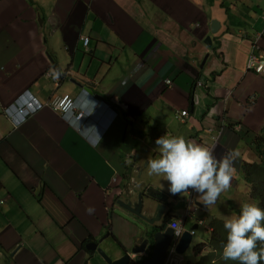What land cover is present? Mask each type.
Masks as SVG:
<instances>
[{
	"label": "crops",
	"instance_id": "1",
	"mask_svg": "<svg viewBox=\"0 0 264 264\" xmlns=\"http://www.w3.org/2000/svg\"><path fill=\"white\" fill-rule=\"evenodd\" d=\"M263 16L264 0H0V264H108L87 249L95 241L114 260L145 261L146 252L132 253L140 227L115 209L134 192L172 196L171 221L187 213L182 194L147 173L166 133L212 146L218 158L237 150L236 173L257 162L264 74L248 71V58L255 42L264 52ZM72 79L114 107L95 101L84 122L46 107L19 128L4 115L27 90L41 103L71 94L88 111L83 101L93 98ZM195 205L186 229L223 219L211 215L207 226L212 207L196 193Z\"/></svg>",
	"mask_w": 264,
	"mask_h": 264
},
{
	"label": "clouds",
	"instance_id": "2",
	"mask_svg": "<svg viewBox=\"0 0 264 264\" xmlns=\"http://www.w3.org/2000/svg\"><path fill=\"white\" fill-rule=\"evenodd\" d=\"M258 40L256 37V41ZM255 47L256 42L252 51ZM256 51L264 53L260 48ZM199 83L202 82H198L199 87L204 86L203 83L201 86ZM25 92H29L34 97L30 91ZM77 101L79 100L77 99ZM95 101L102 103V101L95 98L83 101V104L85 103L88 107V117L90 115L95 117L98 112L99 107L95 106ZM11 104L3 110L4 115L10 121L13 118L6 113V108ZM184 111H187L189 116V111ZM182 112V118L186 117L182 115ZM115 119L116 117H113L108 126ZM68 121L70 122V120ZM214 139L215 142L219 141V139ZM155 145L158 155L154 158H148L147 173L149 176H162L168 182V191L171 195H178L191 190L197 194L198 199L205 208H210L216 204L223 192L231 188V181L236 173L234 164L239 155L237 150L229 151L218 158L214 154L212 146L197 143L185 138L183 135L168 133L158 137L155 140ZM224 228L227 232L226 243L223 245V258L225 260L238 261V264H261V261H264V209L257 203L251 201L242 203L238 214H232L225 218ZM186 230L191 229L185 228L184 232ZM193 232L195 233L193 234ZM191 233L195 237L196 230H192ZM176 235L179 236L180 234L176 232ZM173 241L168 251L169 255ZM177 255L181 258L178 252Z\"/></svg>",
	"mask_w": 264,
	"mask_h": 264
},
{
	"label": "water",
	"instance_id": "3",
	"mask_svg": "<svg viewBox=\"0 0 264 264\" xmlns=\"http://www.w3.org/2000/svg\"><path fill=\"white\" fill-rule=\"evenodd\" d=\"M219 27L220 23L214 20L212 22V33H217ZM205 43L210 47L212 46L211 36L206 38ZM207 57L208 56H206L205 61ZM71 81L82 89L85 94L96 100L102 101L108 106H113L111 102L95 94L92 89L94 85L91 83L79 82L77 79H72ZM133 194L134 192L130 193L128 203L122 200L118 201L119 205L124 208V211L116 208L115 212L140 227L141 234L137 238V244L132 250V253L137 257L139 254L145 253L147 248L153 247L150 259L140 263L139 259L136 260L131 254H125L121 258L114 260L105 250L99 247V242L97 241L89 243L87 249L90 251H97L108 264H165L167 253L174 238V231L164 224L162 218L163 215L166 214L168 208H171L173 205V202L169 201V198L172 196H153L151 198H146L141 193L137 195ZM174 196L176 198V195ZM197 227L196 225L191 228V230H186L184 232L177 246V252L180 255H183L191 247L194 240L191 231L196 230Z\"/></svg>",
	"mask_w": 264,
	"mask_h": 264
},
{
	"label": "built area",
	"instance_id": "4",
	"mask_svg": "<svg viewBox=\"0 0 264 264\" xmlns=\"http://www.w3.org/2000/svg\"><path fill=\"white\" fill-rule=\"evenodd\" d=\"M264 18V16H263ZM261 37V35H258L257 40ZM90 41L89 37L84 38L85 45L88 46ZM256 50L259 49L255 47ZM255 49H253L249 61H248V68L249 69H256L259 72H264V53H258ZM168 84H171L170 80H167ZM201 86L202 83H199ZM51 108L54 111L58 112L62 116H64L67 120H74L77 122H82L88 117V112L85 110H82L78 106V101L75 97H73L71 94H62V95H57L55 96L52 100L49 102L42 104L39 101H37L29 92H24L21 94L8 108H6V113L13 119H15V116H30L35 113H38L41 109L43 108ZM183 116H188L187 111L182 112ZM236 131L241 130V126H237L235 128ZM222 131L219 132V136H221ZM218 140V138L216 139ZM188 198L185 199V204H186V211L187 213L183 216L180 217L178 220H174L170 228H172L175 232L174 235V241H173V246L171 247L170 250V255L169 257L172 256H178L176 252V247L177 244L182 237V234L184 232V223L188 217V215L191 212L192 207L196 206L195 205V192H192L189 190L187 192ZM202 222V221H200ZM176 232H178L180 235L177 236ZM195 232H193L194 234ZM171 264H178V261H172Z\"/></svg>",
	"mask_w": 264,
	"mask_h": 264
},
{
	"label": "trees",
	"instance_id": "5",
	"mask_svg": "<svg viewBox=\"0 0 264 264\" xmlns=\"http://www.w3.org/2000/svg\"><path fill=\"white\" fill-rule=\"evenodd\" d=\"M252 145L257 154V162H243L241 172L252 186L251 198L264 209V125L254 135ZM209 238L198 243L194 248L195 262L186 264H238V261L223 258V245L226 243L227 232L224 228V219L215 218L211 221ZM135 264V263H133ZM264 264V261H261Z\"/></svg>",
	"mask_w": 264,
	"mask_h": 264
},
{
	"label": "rangeland",
	"instance_id": "6",
	"mask_svg": "<svg viewBox=\"0 0 264 264\" xmlns=\"http://www.w3.org/2000/svg\"><path fill=\"white\" fill-rule=\"evenodd\" d=\"M263 25L264 24H260V27L264 28ZM36 114L37 113L30 115V116L29 115L28 116L16 115L15 119H13L11 122L14 125V127L19 128L23 124H25L30 118L34 117ZM251 189H252V186L247 182L243 173L242 172L236 173L231 181V188L221 194L216 204L211 206L212 208L209 212H205L207 213V218L209 219L211 215L213 217L215 215L216 217L225 219L229 215L238 214L240 210V205L242 203L249 202V201L255 202L251 198V195H250ZM187 198H188L187 192L182 193L183 201L184 199H187ZM183 201L181 203H183ZM179 206L181 207V210H182V204H180ZM182 211L181 212L184 213V205H183ZM202 213H203V210L200 209L198 213L195 215V217H193V219L201 217ZM209 221L210 219L207 222V226L209 224ZM209 236H210V230L208 227H201L198 230H196V235L194 237L191 247L183 255H181V258H183V260H186V261L192 258L191 256L195 255L193 252V248L198 243H202L206 241ZM181 264H184V263L181 262Z\"/></svg>",
	"mask_w": 264,
	"mask_h": 264
},
{
	"label": "flooded vegetation",
	"instance_id": "7",
	"mask_svg": "<svg viewBox=\"0 0 264 264\" xmlns=\"http://www.w3.org/2000/svg\"><path fill=\"white\" fill-rule=\"evenodd\" d=\"M162 221H164V224H165L166 226H169V224H170V222H171V217H170L169 211H168V213H166V214L163 215ZM152 242H153V241H152ZM152 249H153V247H151V248H150V247L147 248V250H146V254L144 255L145 257H147V259H146L145 261H147V260L150 259V257H151V253H152ZM168 255H169V253L167 254V257H168ZM136 260H137V259H136ZM139 261H140V263L145 262V261L142 262V259H141V260L139 259Z\"/></svg>",
	"mask_w": 264,
	"mask_h": 264
},
{
	"label": "bare ground",
	"instance_id": "8",
	"mask_svg": "<svg viewBox=\"0 0 264 264\" xmlns=\"http://www.w3.org/2000/svg\"><path fill=\"white\" fill-rule=\"evenodd\" d=\"M258 35H260V34H257V36L256 37H258ZM262 36V35H261ZM248 71H253V72H255V73H258V74H264V72H259V71H257L256 69H249L248 68ZM170 225H171V223L169 224V228H170ZM172 229V228H171ZM173 230V229H172ZM174 231V230H173ZM174 235H175V232H174ZM174 239V238H173ZM180 258V257H179ZM178 264H180V261H178Z\"/></svg>",
	"mask_w": 264,
	"mask_h": 264
}]
</instances>
